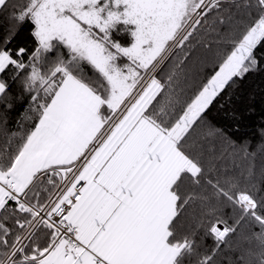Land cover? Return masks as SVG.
Wrapping results in <instances>:
<instances>
[{"label": "snow or ice", "instance_id": "snow-or-ice-1", "mask_svg": "<svg viewBox=\"0 0 264 264\" xmlns=\"http://www.w3.org/2000/svg\"><path fill=\"white\" fill-rule=\"evenodd\" d=\"M5 16L0 112L24 110L15 130L0 118V264H218L225 248L264 264V185L213 175L189 143L264 66V0H0ZM218 29L189 96L193 40Z\"/></svg>", "mask_w": 264, "mask_h": 264}, {"label": "trees", "instance_id": "trees-1", "mask_svg": "<svg viewBox=\"0 0 264 264\" xmlns=\"http://www.w3.org/2000/svg\"><path fill=\"white\" fill-rule=\"evenodd\" d=\"M233 11H235L233 9ZM227 13H225L226 15ZM12 29V22L0 18V39ZM115 36V33H114ZM124 39V37H120ZM223 29L205 30L193 40L195 47L184 65V79L188 95L191 91L187 85L199 84L200 80L211 69L206 65L216 61V53L223 51L226 39ZM13 44L30 42L27 25L19 30ZM13 108L0 112V118L7 119V127L15 130L24 105L13 99ZM193 151L202 159L206 170L212 174L235 175L240 177L248 187L264 185V66L247 74L243 79H236L207 110L201 121L189 137ZM197 206L189 208L185 215V229L194 226ZM198 239V238H197ZM211 245V240H206ZM237 246L234 238L233 247ZM241 248L247 245L239 241ZM239 251L223 249L217 256L218 264H230L236 261Z\"/></svg>", "mask_w": 264, "mask_h": 264}]
</instances>
